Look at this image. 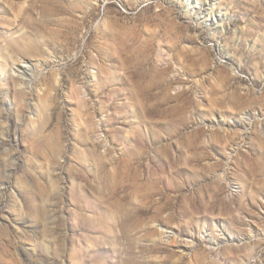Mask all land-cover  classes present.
Listing matches in <instances>:
<instances>
[{
	"label": "rangeland",
	"instance_id": "rangeland-1",
	"mask_svg": "<svg viewBox=\"0 0 264 264\" xmlns=\"http://www.w3.org/2000/svg\"><path fill=\"white\" fill-rule=\"evenodd\" d=\"M0 264H264V0H0Z\"/></svg>",
	"mask_w": 264,
	"mask_h": 264
},
{
	"label": "bare ground",
	"instance_id": "bare-ground-1",
	"mask_svg": "<svg viewBox=\"0 0 264 264\" xmlns=\"http://www.w3.org/2000/svg\"><path fill=\"white\" fill-rule=\"evenodd\" d=\"M214 11V10H213ZM216 226H218V224H216Z\"/></svg>",
	"mask_w": 264,
	"mask_h": 264
}]
</instances>
